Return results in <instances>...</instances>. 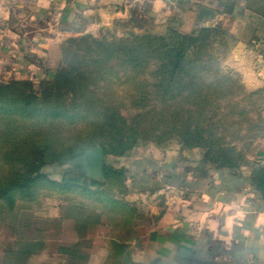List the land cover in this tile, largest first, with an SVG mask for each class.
Instances as JSON below:
<instances>
[{
  "label": "crops",
  "instance_id": "0c3cea01",
  "mask_svg": "<svg viewBox=\"0 0 264 264\" xmlns=\"http://www.w3.org/2000/svg\"><path fill=\"white\" fill-rule=\"evenodd\" d=\"M131 1L0 0V81L53 79L64 24L123 16ZM144 1L182 33L224 28L233 58L252 50L253 75L264 81V0ZM200 159L195 150L129 156L107 165L125 169L117 182L106 181L105 168L103 179H90L70 164L54 177L44 165L43 178L0 198V264H264V136L237 167ZM25 172L0 160V180ZM65 172L87 179V188L51 183Z\"/></svg>",
  "mask_w": 264,
  "mask_h": 264
},
{
  "label": "rangeland",
  "instance_id": "374dc122",
  "mask_svg": "<svg viewBox=\"0 0 264 264\" xmlns=\"http://www.w3.org/2000/svg\"><path fill=\"white\" fill-rule=\"evenodd\" d=\"M170 28L173 27L162 22L144 0H132L123 16H80L64 24L58 69L63 75L65 69L69 76H76L77 84L65 82L64 78L0 81V137L6 138L11 133L21 157L48 149L46 167L52 166L54 177H60L64 169H71L66 162L75 156L101 146L98 141L108 143L109 148L126 149L124 155L108 154L107 165L118 166L126 157L154 155L155 151L172 157L195 150L203 161L205 144L190 146L186 142L187 128L202 130L206 139L215 142L216 150L232 147L231 155L242 156L244 162L264 136V81H256L253 75L256 63L252 50L244 61L233 58L235 41L224 28L217 26L215 31H208L209 39L198 41L189 52L194 55L201 48L200 42H206L205 53L216 59L208 66L232 80V92L227 84L211 90L213 99L205 109L194 104V100L186 101L185 94L178 95L179 89L169 94L165 89L137 83L133 76L127 75L124 63L115 57L108 64L101 62L99 44H115L131 35H161ZM204 34L201 31L195 35L200 38ZM149 78L148 81H154ZM216 92L218 96L213 94ZM104 108L118 113L121 119L117 126L102 122L100 112ZM54 113L59 116L53 117ZM71 113L86 114L88 121L69 117ZM94 137L98 140H92ZM86 139L94 141L91 146H82ZM2 144L7 148L12 142L0 141V147ZM50 148L59 151L58 162H54L57 156L52 155ZM71 148L76 154L68 157L66 152ZM213 151L210 155L220 157L218 151Z\"/></svg>",
  "mask_w": 264,
  "mask_h": 264
},
{
  "label": "trees",
  "instance_id": "16d2710c",
  "mask_svg": "<svg viewBox=\"0 0 264 264\" xmlns=\"http://www.w3.org/2000/svg\"><path fill=\"white\" fill-rule=\"evenodd\" d=\"M215 28H202L198 32L206 33L200 38L196 33L186 34L178 31L176 28H170L166 33L155 35L152 33H146L145 35H131L130 38L126 40H121L115 44H99L100 47L98 52L100 53L102 59L101 62L108 64L111 58L115 57L121 60L126 66L128 71L127 75L133 76L137 83L146 87V85H151L154 89H165V93H173L175 89L178 90V95H184L186 101L190 102L194 100V104L201 106V109L207 108L208 104L212 101L211 90L215 87L227 86L231 90V78L230 76H223L219 74V70L211 68L209 63L212 65L215 63L216 59L212 55H207L205 53V48L207 47L206 42H200L201 48L195 52L192 56L189 54L191 48L194 47L195 43L202 40H208V31H215ZM110 67V66H109ZM83 75V73H80ZM86 76V75H85ZM76 76H69V74L64 69L63 73L58 69L55 77L51 80L46 81H58L64 78L65 82L76 85L78 80ZM128 77V76H127ZM151 77L154 79L150 82ZM71 81V82H70ZM223 89V88H222ZM226 89V88H225ZM219 95L218 92L213 93ZM9 111V107L5 112ZM149 113V112H148ZM190 113V112H189ZM69 117L78 116L81 121L87 122L86 114L75 115L71 113ZM100 115H103L100 119L106 125H111L112 127L116 125L119 121L120 116L117 112L112 111L108 108L102 109ZM147 115L143 114V116ZM59 116L58 113H54L53 117ZM188 116V114H187ZM186 116V117H187ZM190 116V115H189ZM188 116V117H189ZM117 126V125H116ZM186 134L189 137L186 142L190 146H203L205 144L206 152L204 153L203 162L206 164H214L215 168L229 167L234 168L241 164L243 158L242 156L231 155L232 147H219L218 150L215 149V142L213 140L206 139L202 133L197 129L196 131H190L189 128L186 129ZM12 137V138H11ZM13 136L7 134L0 137L1 143H10L7 148L2 144L0 147V152L3 153V158L0 159L5 162L6 165L13 166L21 164L26 169L24 174L15 173V175L10 174L4 179L0 180V198L9 195L15 188L21 187V189L27 188L28 182L33 180H38L43 178L44 175L39 173L41 167L46 165V150L32 151L33 154L30 157H21L22 153L20 148L14 147ZM92 140H98V137L92 138ZM91 140L86 139L82 146H91ZM96 142V141H95ZM100 142L105 154L113 155H124L125 148L117 149L115 147H108V143L104 141ZM29 144V142H28ZM83 149V147H81ZM218 151L220 157H213L210 153ZM52 155L57 156L54 162H58L61 156H58L59 151L52 150L50 148ZM20 154V158L13 157V154ZM67 156L75 155V149H68L66 152ZM53 158V157H52ZM217 158V159H216ZM105 176L106 181L117 182L122 181L126 177L125 169L115 170L105 165ZM36 172V176L33 178L32 173ZM95 183L96 181H91ZM54 185L59 187H70L76 184L83 188H87L89 181L80 175L73 172H65L62 180L60 182L52 181Z\"/></svg>",
  "mask_w": 264,
  "mask_h": 264
},
{
  "label": "water",
  "instance_id": "95a60500",
  "mask_svg": "<svg viewBox=\"0 0 264 264\" xmlns=\"http://www.w3.org/2000/svg\"><path fill=\"white\" fill-rule=\"evenodd\" d=\"M73 165L78 171L90 179L104 178L105 152L99 145L86 149L83 153L75 156L72 160L66 162ZM262 195L264 196V173L261 184Z\"/></svg>",
  "mask_w": 264,
  "mask_h": 264
},
{
  "label": "clouds",
  "instance_id": "9594fccd",
  "mask_svg": "<svg viewBox=\"0 0 264 264\" xmlns=\"http://www.w3.org/2000/svg\"><path fill=\"white\" fill-rule=\"evenodd\" d=\"M242 215V214H241Z\"/></svg>",
  "mask_w": 264,
  "mask_h": 264
}]
</instances>
